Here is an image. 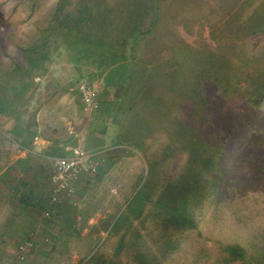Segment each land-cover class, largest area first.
Returning <instances> with one entry per match:
<instances>
[{
    "label": "rangeland",
    "instance_id": "rangeland-1",
    "mask_svg": "<svg viewBox=\"0 0 264 264\" xmlns=\"http://www.w3.org/2000/svg\"><path fill=\"white\" fill-rule=\"evenodd\" d=\"M59 1L0 0V27L46 55L33 53L34 74L25 51L1 68L18 137L46 142L48 167L67 148L101 156L69 203L56 262L264 264V0H67L56 16ZM96 81L91 111L78 86ZM189 188L196 228L171 212Z\"/></svg>",
    "mask_w": 264,
    "mask_h": 264
},
{
    "label": "crops",
    "instance_id": "crops-1",
    "mask_svg": "<svg viewBox=\"0 0 264 264\" xmlns=\"http://www.w3.org/2000/svg\"><path fill=\"white\" fill-rule=\"evenodd\" d=\"M20 33V29L7 31L0 27V71L3 66L15 63L19 66L20 62L24 63L25 39H22ZM0 78L2 82L9 80V77L6 79L1 73ZM9 97V93L0 96V105L3 100L1 98ZM17 98L15 108L20 111L22 105L18 93ZM8 114H11L10 106L1 105L0 264H58L56 261L62 258L64 251L56 249L54 242L63 238V234L59 233L60 226L65 224L69 203H73L77 190L82 189L83 177L87 175L76 184L73 196L65 198L59 205H53L52 162L48 167L47 160L43 159L46 156L39 151L41 145L45 146L46 142L37 136L33 142L26 145L23 137H18L19 134L15 133V130L19 131L17 126L21 130L22 127L25 129L24 123H18L19 120ZM28 129L31 128L27 127ZM67 153L66 151L65 155ZM29 239L35 243L33 252L25 260H21L19 245ZM68 250L65 253L67 260L70 255ZM65 263L66 261L60 262Z\"/></svg>",
    "mask_w": 264,
    "mask_h": 264
},
{
    "label": "built area",
    "instance_id": "built-area-1",
    "mask_svg": "<svg viewBox=\"0 0 264 264\" xmlns=\"http://www.w3.org/2000/svg\"><path fill=\"white\" fill-rule=\"evenodd\" d=\"M78 90L87 110H96L100 105L101 87L96 82H82ZM67 155L57 157L52 163L51 202L59 205L76 192V184L84 176H94L100 165V153L88 151L84 148H67ZM35 243L26 240L19 245V257L25 260L32 252Z\"/></svg>",
    "mask_w": 264,
    "mask_h": 264
},
{
    "label": "trees",
    "instance_id": "trees-1",
    "mask_svg": "<svg viewBox=\"0 0 264 264\" xmlns=\"http://www.w3.org/2000/svg\"><path fill=\"white\" fill-rule=\"evenodd\" d=\"M67 5V0H60L57 8H56V12L55 15L57 16L60 12H63L65 7ZM156 15L158 14V10L156 9ZM74 26V25H73ZM67 28H71V25L68 26ZM73 28V27H72ZM49 29H54L52 26L49 27ZM66 30V29H65ZM135 32V31H134ZM141 33H145V32H141V31H136L134 33V40L137 39V37L141 34ZM51 37V33H48L45 36V41H44V45L46 44V42L48 41V39ZM31 52V53H30ZM40 53L43 54L39 48L37 47H31L29 49L25 50V57H26V61H27V65H28V72H32L34 74L36 68H38L35 63L34 60V54L33 53ZM43 59L46 58V55L43 54ZM264 85V83H263ZM264 98V97H263ZM3 100H1V105H7L8 104V100L9 98H1ZM0 105V106H1ZM207 110V109H206ZM242 118V117H241ZM15 133L17 134H21L20 130H15ZM22 135V134H21ZM197 151L195 150V154L196 155ZM194 160V159H193ZM210 159L206 160L205 163L209 162ZM220 180V181H219ZM222 176L220 179H217L216 182L217 184H215L217 186V189L220 190V188H222L223 186V182H221ZM220 182V183H219ZM196 189L193 188H189V189H179L177 191V197H178V202L175 207H173L171 209L172 214L179 220V222L189 228H196L197 227V223L195 221V218L192 216V214L189 212L188 210V206L191 203V199L192 197L196 194L195 191ZM149 199V194L146 191L140 190L138 192V194L135 197V202H136V207H135V211L138 212L139 215H141L143 208H144V203L145 200ZM123 244V243H122ZM121 247V244L119 245ZM226 251L229 253V255L233 258V259H244L246 257V250L239 244H230L228 246H226Z\"/></svg>",
    "mask_w": 264,
    "mask_h": 264
}]
</instances>
